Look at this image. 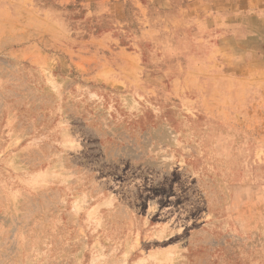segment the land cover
Wrapping results in <instances>:
<instances>
[{
	"label": "rangeland",
	"instance_id": "374dc122",
	"mask_svg": "<svg viewBox=\"0 0 264 264\" xmlns=\"http://www.w3.org/2000/svg\"><path fill=\"white\" fill-rule=\"evenodd\" d=\"M207 1L0 0V264H264V73Z\"/></svg>",
	"mask_w": 264,
	"mask_h": 264
},
{
	"label": "crops",
	"instance_id": "0c3cea01",
	"mask_svg": "<svg viewBox=\"0 0 264 264\" xmlns=\"http://www.w3.org/2000/svg\"><path fill=\"white\" fill-rule=\"evenodd\" d=\"M207 3L213 7L212 2ZM220 7H213V11H219L217 14L206 17L205 13L200 18L213 19L212 22L219 26L217 31L221 34L217 36L215 49L223 55H228L231 49L235 58L243 59V66L264 73V0H237L221 3ZM224 45L231 47L224 48Z\"/></svg>",
	"mask_w": 264,
	"mask_h": 264
}]
</instances>
